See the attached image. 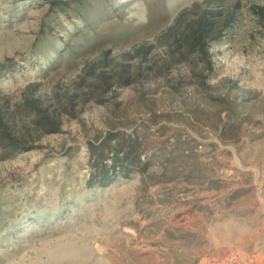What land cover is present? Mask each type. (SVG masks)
I'll return each instance as SVG.
<instances>
[{"label":"rangeland","instance_id":"374dc122","mask_svg":"<svg viewBox=\"0 0 264 264\" xmlns=\"http://www.w3.org/2000/svg\"><path fill=\"white\" fill-rule=\"evenodd\" d=\"M0 264H264V0H0Z\"/></svg>","mask_w":264,"mask_h":264},{"label":"trees","instance_id":"16d2710c","mask_svg":"<svg viewBox=\"0 0 264 264\" xmlns=\"http://www.w3.org/2000/svg\"><path fill=\"white\" fill-rule=\"evenodd\" d=\"M212 22L207 19H200L197 21V25L195 28L192 26L186 32V42L189 46H200L201 48H205L207 39L212 35ZM36 126L41 128H46V131H55L58 129L59 122L57 119L52 117L50 114L44 113L42 111H38L35 118ZM5 133H2V136H5ZM9 144H18L16 139H11ZM13 145V146H14ZM120 159L119 150H115L112 154V161L109 165H102L105 168L104 172L112 171L116 172V169L119 168L117 162ZM127 168L123 169L126 170ZM102 178V177H101Z\"/></svg>","mask_w":264,"mask_h":264}]
</instances>
